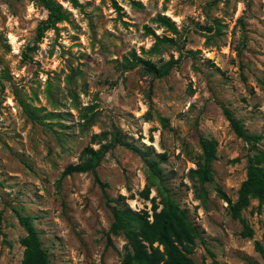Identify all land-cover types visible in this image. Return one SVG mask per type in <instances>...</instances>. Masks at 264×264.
Here are the masks:
<instances>
[{
	"label": "rangeland",
	"instance_id": "374dc122",
	"mask_svg": "<svg viewBox=\"0 0 264 264\" xmlns=\"http://www.w3.org/2000/svg\"><path fill=\"white\" fill-rule=\"evenodd\" d=\"M54 1L68 21L28 51L47 11L0 0V264L21 263L17 215L33 219L51 264H119L127 240L110 232L108 204L120 196L133 211L151 213L162 196L186 210L205 242L195 243V264H264L254 248L264 247V207L251 199L241 212L252 230L243 238L216 192L237 199L252 154L223 107L264 136V0H78L80 9ZM137 59L175 64L156 78ZM116 131L125 145L96 169L107 202L90 173H62L92 134L110 141ZM200 136L217 143L212 182L191 173L202 162Z\"/></svg>",
	"mask_w": 264,
	"mask_h": 264
},
{
	"label": "trees",
	"instance_id": "16d2710c",
	"mask_svg": "<svg viewBox=\"0 0 264 264\" xmlns=\"http://www.w3.org/2000/svg\"><path fill=\"white\" fill-rule=\"evenodd\" d=\"M35 2L47 11V17L37 25L33 45L27 48L28 51L36 49V44L42 40L46 31L56 29L58 23L69 19V13L54 0H35ZM68 2L73 8H82L78 0H68ZM158 20L164 24L169 22L164 17ZM24 58H28L27 54ZM137 60L142 63L148 74L156 78L167 76L175 64V62L168 61L157 65L149 61ZM125 62L130 61L125 59ZM134 65L131 63L128 66L132 68ZM128 66L125 67L128 68ZM223 114L235 135L249 144L252 154L248 157L246 179L238 190L237 199L232 201L220 187H216V192L219 198L228 204L230 217L242 223L240 236L250 238L252 230L242 219L241 212L248 207L251 199L258 200L259 208L264 207V151L256 148L257 144L264 140V136L248 134L242 122L234 118L232 113L224 107ZM27 115L32 121L36 119L34 112H27ZM108 135L107 132L92 134L90 143L81 150L77 163L68 164L62 177L90 173L94 183L103 191L107 202H110L105 194L108 185L100 181L96 169L108 151L116 146L125 145V142L120 137L119 131L111 134L110 141H108ZM103 141L106 142L102 143ZM199 143L203 151L202 162H198L197 169L192 170L191 173L196 175L200 182H212L211 164L216 158L217 143L214 139H207L203 136L199 137ZM92 145H99V147L94 149ZM160 157L165 158L164 155ZM149 167L153 175L160 174L156 162L150 161ZM139 194L148 200L149 188L146 187ZM121 200L123 197L120 196L114 205L108 204L113 217L110 232L114 235L123 234L127 240L125 252L119 264H195L190 257L194 253L195 243L200 241L205 244V242L201 237L203 231L189 221L186 210L180 209L172 199L166 196L161 197L159 202L161 208L155 199H151V213L146 210L133 211L126 205L124 206ZM17 218L26 232L25 236L19 239V244L23 248L20 264H51L34 229L33 219L22 215H17ZM108 242L110 244V240ZM254 248L264 261V247L255 242Z\"/></svg>",
	"mask_w": 264,
	"mask_h": 264
}]
</instances>
